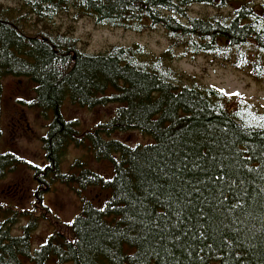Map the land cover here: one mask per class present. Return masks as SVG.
Returning a JSON list of instances; mask_svg holds the SVG:
<instances>
[{"label":"trees","instance_id":"obj_1","mask_svg":"<svg viewBox=\"0 0 264 264\" xmlns=\"http://www.w3.org/2000/svg\"><path fill=\"white\" fill-rule=\"evenodd\" d=\"M12 1L0 4V118L1 80L14 76L33 84L31 108L52 119L42 140L46 164L33 168L34 212L0 207V264H264V110L172 64L204 56L264 84V0ZM193 6L214 12L192 17ZM66 14L134 33L161 29L168 46L157 56L138 44L86 53L53 26ZM66 99L118 108L80 133L59 114ZM128 131L152 142L130 147L102 138ZM71 145L107 160L112 176L83 160L62 172ZM17 162L0 153V178ZM55 183L109 196L95 205L83 194L78 214L63 223L42 202ZM24 217L22 234L12 236ZM37 217L53 232L32 249Z\"/></svg>","mask_w":264,"mask_h":264},{"label":"rangeland","instance_id":"obj_2","mask_svg":"<svg viewBox=\"0 0 264 264\" xmlns=\"http://www.w3.org/2000/svg\"><path fill=\"white\" fill-rule=\"evenodd\" d=\"M0 4L12 5V0H0ZM227 9H225L226 11ZM224 11V10H223ZM213 8L193 6L189 14L192 17L212 14ZM58 30L70 33L77 41L80 51L97 54L111 46L127 47L138 44L152 55H160L168 46L161 29L152 32L134 33L120 29H109L94 25L87 18L74 19L71 14L60 15L53 20ZM177 71L194 76L202 84L255 104L264 110V84L254 81L247 72L222 66L213 59L197 56L182 58L173 63ZM3 95L0 118V153L11 154L18 161L14 168L0 178V207H12L18 210L34 212L36 203V185L33 181V168H42L46 164L43 138L47 133L51 113L42 114L30 105L33 100V84L25 78L9 76L1 80ZM238 93V95H232ZM118 105L109 104L93 108L79 107L66 99L59 107L60 116L67 122H74L76 130L85 133L96 124H105L112 119ZM22 115L21 126L14 124ZM14 124V125H13ZM106 141L117 140L130 147L150 144L152 139L137 131L113 132L102 135ZM87 142V141H86ZM89 146V143L86 144ZM83 160L89 170L104 177L112 176V166L107 160H95L90 150L84 147L69 146L61 158L60 168L69 173L76 161ZM77 185L53 184L42 194L43 205L51 214L63 223H70L78 214L81 205L80 196L86 197L95 205H101L109 196L107 190L87 187L78 194ZM83 197V198H84ZM3 213L0 212V222ZM27 218L19 219L11 227L12 236H20ZM53 232L49 222L37 217V225L31 232L32 249L39 248L48 235ZM49 264H55L52 260Z\"/></svg>","mask_w":264,"mask_h":264},{"label":"flooded vegetation","instance_id":"obj_3","mask_svg":"<svg viewBox=\"0 0 264 264\" xmlns=\"http://www.w3.org/2000/svg\"><path fill=\"white\" fill-rule=\"evenodd\" d=\"M21 123H22V115H19L18 119L16 120V122L14 124H17V126L20 127ZM35 185H36V191H37V189H38L37 184L35 183Z\"/></svg>","mask_w":264,"mask_h":264},{"label":"snow or ice","instance_id":"obj_4","mask_svg":"<svg viewBox=\"0 0 264 264\" xmlns=\"http://www.w3.org/2000/svg\"><path fill=\"white\" fill-rule=\"evenodd\" d=\"M232 95H238V93H233ZM262 127H264V125H262Z\"/></svg>","mask_w":264,"mask_h":264}]
</instances>
